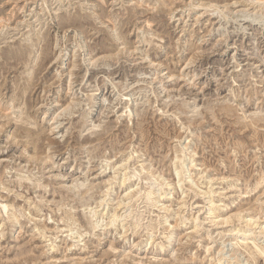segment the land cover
I'll return each instance as SVG.
<instances>
[{
	"label": "rangeland",
	"instance_id": "obj_1",
	"mask_svg": "<svg viewBox=\"0 0 264 264\" xmlns=\"http://www.w3.org/2000/svg\"><path fill=\"white\" fill-rule=\"evenodd\" d=\"M255 1L0 0V264H264Z\"/></svg>",
	"mask_w": 264,
	"mask_h": 264
},
{
	"label": "bare ground",
	"instance_id": "obj_2",
	"mask_svg": "<svg viewBox=\"0 0 264 264\" xmlns=\"http://www.w3.org/2000/svg\"><path fill=\"white\" fill-rule=\"evenodd\" d=\"M257 1H258V0H257ZM257 1H255V2H257ZM258 2H259V1H258ZM258 2H257V3H258ZM260 2L262 3L263 1H260ZM261 3H259L260 6H261ZM215 4H216V3H215ZM249 4H250V3H249ZM213 5H214V4H213ZM188 8H189V7H188ZM208 8H209V7H208ZM249 8H250V7H249ZM249 8H248V9H249ZM204 9H206V8H204ZM215 9H216V7H215ZM221 9H222V8H221ZM225 9H226V8H225ZM244 9H245V8H244ZM258 9H259V8H258ZM223 10H224V9H223ZM227 10H228V8H227ZM215 11H216V10H215ZM224 11H225V10H224ZM241 11H242V10H241ZM212 13H213V12H212ZM231 13H232V12H231ZM218 15H219V14H218ZM199 16H200V13H199ZM90 57H91V56H90ZM99 58H100V57H99ZM60 60H61V59H60ZM190 60H192V59H190ZM94 61H95V60H94ZM59 62H60V61H59ZM190 62H191V61H190ZM89 63H90V62H89ZM74 65H75V64H74ZM71 68H72V67H71ZM73 69H74V68H73ZM69 71H70V70H69ZM68 74H69V73H68ZM71 75H72V74H71ZM70 77H71V76H70ZM168 78H169V77H168ZM68 79H69V77H68ZM179 79H180V78H179ZM69 83H70V82H69ZM69 83H68V84H69ZM67 106H69V107L71 108V106H70L69 104H68ZM11 107H12V106H11ZM12 108H13V107H12ZM10 109H11V108H10ZM63 109H64V108H63ZM65 109H66V107H65ZM65 109H64V110H65ZM67 109H68V107H67ZM72 109H73V108H72ZM7 110H9V109H7ZM11 110H12V109H11ZM61 110H62V109H61ZM61 110H60V111H61ZM69 111H70V110H69ZM2 112H3V111H2ZM7 112H8V111H7ZM61 112H62V111H61ZM10 113H11V112H10ZM64 113H65V112H64ZM12 114H13V113H12ZM65 114H66V113H65ZM0 115H1V114H0ZM7 115L9 116V113H7ZM10 115H11V114H10ZM5 116H6V114L4 115V117H5ZM8 116H7V117H8ZM56 116H57V117L59 116L58 113L55 114V117H56ZM60 116H61V115H60ZM57 117H56V118H57ZM62 117H63V116H62ZM53 119H54V118H53ZM59 124H60V123H59ZM0 126H1V125H0ZM56 127H57V125H56L55 127L52 126L53 129H54V128L56 129ZM59 127H60V126H59ZM1 129H2V127H1ZM53 129H52V130H53ZM177 174H178V172H177ZM133 175H134V174H133ZM137 178H139V177H137ZM163 181H164V180H163ZM79 186H80V185H79ZM85 186H86V185H85ZM147 193H148V192H147ZM129 194L131 195V193H129ZM147 196H149V194H147ZM120 202H121V201H120ZM120 202H119V203H120ZM119 203H118V204H119ZM0 207L6 208V209L8 208L7 205H2V206H0ZM260 209H261V208H260ZM209 210H210V209H209ZM255 210H256V209H255ZM257 210H258V209H257ZM6 211H7V210H6ZM198 211H199V210H198ZM253 211H254V210H253ZM4 212H5V211H4ZM259 212H260V210H259ZM259 212H258V213H259ZM6 213H7V212H6ZM255 213H256V212H255ZM255 213L253 214L254 216H255ZM237 214H238V213H237ZM261 214H262V213H261ZM116 215H117V214H116ZM253 215H252V216H253ZM8 216H9V215H8ZM234 216H235V215H234ZM237 216H238V215H237ZM256 216H257V215H256ZM256 216H255V217H256ZM263 216H264V215H263ZM114 217H115V216H114ZM117 217H119V215H118ZM117 217H116V218H117ZM232 217H233V215L230 214V215H228V216L222 218V219L220 220V224H221V223L228 222V220L230 221V218L232 219ZM257 217H258V216H257ZM259 217H260V216H259ZM239 218H240V216H238V219H239ZM124 219H125V217H124ZM255 219H257V218H255ZM255 219L252 220V218H248V222L250 223L251 221H253V222L257 221V220H255ZM15 220H16V219H15ZM114 220H115V219H114ZM114 220H113V221H114ZM232 220H233V219H232ZM254 220H255V221H254ZM217 223L219 224V222H217ZM249 223H248V224H249ZM256 223H257V222H256ZM258 223H259V222H258ZM258 223H257V224H258ZM18 224H19V223H18ZM248 224H247V225H248ZM257 224H256V225H257ZM250 225H252V224H250ZM259 225H261V224L259 223ZM195 227L197 228V227H198V224H195ZM259 228H260V226H259ZM261 228H262V232H264V227L262 226ZM233 230H234V229H232V232H233ZM244 231H245V230H244ZM125 232H126V231H125ZM262 232H261V234H263ZM236 234H239V233H236ZM240 234H241V233H240ZM240 234H239V235H240ZM255 234H256V233H255ZM258 235H259V234H257L256 237H257ZM241 236H243V237H241V241H243L244 239L249 240V238H250V240H252V237L255 238L254 234H253V233L251 234L250 231H249V234H248V233L246 234L245 232H242ZM250 236H251V237H250ZM164 237H166V239L170 240L172 237H174V230L171 229V230H170V231H169ZM236 237H237V238H235V240L240 238V236L238 237V235H237ZM166 239H165V241H167ZM242 239H243V240H242ZM255 239H256V238H255ZM258 239H259V238H258ZM239 240H240V239H239ZM239 240H238V242H239ZM247 240H246V241H247ZM236 241H237V240H236ZM254 243H255V242H254ZM162 244H163V242H162ZM210 248H211V247H210ZM263 248H264V247H263ZM232 249H233V248H232ZM218 250H220V249H218ZM221 250H222V249H221ZM259 251H260V249H259ZM233 252H234V251H233ZM127 254H128V253H127ZM260 254H262V251H261ZM234 255H235V254H234ZM221 256H222V254H221ZM235 256H236V255H235ZM134 257H135V256H134ZM219 257H220V256H219ZM121 258H122V257H121ZM222 258H223V257H222ZM237 258H238V257H237ZM34 259H35V258H34ZM38 259H39V258H38ZM53 261L55 262V259H50V262H53ZM215 261H216V264H224V263L221 261V259L218 258V256H217V258H216ZM23 262H24V260H23ZM26 262H27V261H25V263H26ZM29 262H30V261H29ZM149 262H150V261H149ZM225 262H226V261H225ZM231 262H232V261H231ZM21 263H22V262H21ZM91 263H93V262H91ZM242 263H243V262H242ZM30 264H38V263H37L36 260H35V262H31ZM79 264H80V263H79ZM119 264H120V263H119ZM121 264H142V261H134L133 259L130 260V259L128 258V256H126V257H123V258L121 259ZM147 264H148V263H147ZM231 264H232V263H231ZM238 264H239V263H238ZM240 264H241V263H240Z\"/></svg>",
	"mask_w": 264,
	"mask_h": 264
}]
</instances>
